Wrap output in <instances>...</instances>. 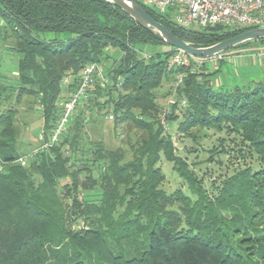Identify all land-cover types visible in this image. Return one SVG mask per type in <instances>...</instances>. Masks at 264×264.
Wrapping results in <instances>:
<instances>
[{
	"label": "trees",
	"instance_id": "obj_1",
	"mask_svg": "<svg viewBox=\"0 0 264 264\" xmlns=\"http://www.w3.org/2000/svg\"><path fill=\"white\" fill-rule=\"evenodd\" d=\"M134 1L195 46L251 28H186L174 22L173 10L161 13ZM0 21V38L10 31V49L18 55L14 84L0 82V100L8 99L2 96L9 88L16 103L34 95L45 135L62 110L57 100L63 74L79 75L92 62L109 81L101 86L96 80L68 121L83 130L88 115L104 109V116L112 113L115 121L129 120L145 131L128 144V159L99 141L80 150L79 136L62 133L22 166L13 161L22 153L16 109L1 111L0 156L6 165L0 172V264H264V79L215 86L216 70L207 62L168 69L172 47L108 0H0ZM255 42L264 39L234 48ZM161 46L163 51L153 52ZM113 49L119 50L116 59L109 55ZM177 73L184 76L167 105V124L176 122V132L194 141L195 128L218 133L226 127L247 143L249 161L213 196L160 123L164 108L155 90L174 82ZM76 85H67L69 93ZM162 156L186 190L167 194L161 187ZM205 161L212 162L213 154Z\"/></svg>",
	"mask_w": 264,
	"mask_h": 264
},
{
	"label": "rangeland",
	"instance_id": "obj_2",
	"mask_svg": "<svg viewBox=\"0 0 264 264\" xmlns=\"http://www.w3.org/2000/svg\"><path fill=\"white\" fill-rule=\"evenodd\" d=\"M0 23L2 24L1 21ZM7 34L9 35L6 40L0 38V82L9 86L14 84L15 81L14 71L17 69L18 55H16L10 49L13 44V39L12 36H10V31H8ZM56 36L59 37L62 35L55 33L47 34L48 38H55ZM257 44H259V42L251 43L245 46L252 47ZM164 49L165 47L161 46L154 49L153 52L156 53L160 50L163 51ZM148 51L151 52V47H148ZM109 53L110 57L116 59L119 54V50L113 49ZM262 62L264 63V59H262ZM215 65L219 66L220 68V72L216 74L215 77V79L218 80L220 84L221 82L224 83L226 79L228 82H230V85H244V83H247V79H252L254 77H256L254 79H261L264 75V68L262 71H259L258 69H255L257 68L256 66H245V63L239 60L232 61L230 59H225L223 61L216 62ZM254 69L257 70V72H251ZM245 76L247 78H244ZM65 77L67 78L66 82L62 81ZM244 79L247 81L244 82ZM62 80L60 81L61 93L57 100V107L59 110L61 107H63L69 95L68 90H70V87L67 88V85H76L78 83V72L73 73L71 70H68L63 74ZM171 82V80H168L167 82L164 81L163 84L155 90L156 101L160 104L161 108L164 109L167 108V105L175 99L173 82L172 84ZM5 91L6 92L3 93L2 97H4V95H8V99L6 98V100H0V112L10 107L16 109L15 124L20 131L18 147L22 152L19 153L21 156L22 154L30 152L35 146L39 144L37 135L44 126L43 110L34 95H23L19 103H16V93L10 88ZM81 102H79V105ZM102 112H105L104 109L101 111V113H95L94 111L95 114L92 113L93 117L91 118L88 115V121L86 122L83 130L79 129L78 123H76L75 120L72 122L68 121L67 123L69 125H66L63 132V137L66 135L69 138L72 136H79L80 150L86 149L87 143L90 141H99L102 142L105 148H117L125 152V159L131 158L132 154L128 144L138 140L142 135L141 133L145 131L139 127H136L134 122L129 120L115 121L114 118L107 119L105 117L106 115L104 116ZM166 126L167 132L172 137L176 153L188 159V162H190L193 166V172H195L194 174L205 186L210 196H213L217 193V191L222 187L224 180L228 178L234 170L240 168L245 164V162L249 161L247 157V143H244L240 135L237 133L226 130V127H224V130H221L218 133L204 128H195L192 131L196 137L194 141L191 138H183L179 133L176 132V122L167 124ZM222 144H224V147H222ZM219 151L220 153H218ZM212 154L214 162L205 161L207 157L211 158ZM34 155L35 153L28 157L29 162L31 157ZM219 161L222 163H217ZM27 164L28 162L26 165ZM158 165L165 176V179L163 182H161V187L166 191L167 194H170L179 188L186 190L184 179L171 169V162L167 161L162 156L158 162ZM62 183H64V181L60 182L58 187H61ZM87 194L95 197L92 191H88Z\"/></svg>",
	"mask_w": 264,
	"mask_h": 264
},
{
	"label": "built area",
	"instance_id": "obj_3",
	"mask_svg": "<svg viewBox=\"0 0 264 264\" xmlns=\"http://www.w3.org/2000/svg\"><path fill=\"white\" fill-rule=\"evenodd\" d=\"M140 3L151 7L158 12L164 13L173 10L174 22L182 27L203 28L215 25L225 27H258L264 26V0H138ZM234 49V48H233ZM255 54L264 59V42L250 47ZM172 53L168 57L167 67L171 69L176 66H189L193 64H201L207 62L215 64L223 60L226 52L217 54L212 57H195L185 53L182 50L172 48ZM232 50V49H230ZM228 50V51H230ZM146 56V55H145ZM183 73H177L173 82L175 88L181 83ZM65 77L62 81L66 82ZM99 81V85L105 86L109 81L105 75L103 68L96 62H92L84 66L79 75L78 83L75 89L69 93L61 113L52 130L45 135L41 130L37 139L39 144L34 147L30 153L22 154L13 161L20 165H26L28 157L36 153L38 150L49 148L55 144L63 133L70 116L75 111L79 102L87 101L92 85L95 81ZM168 109H163L160 116V122L167 127L166 114ZM107 119H113L112 113L105 116ZM88 119V118H87ZM6 161L0 156V172L5 169Z\"/></svg>",
	"mask_w": 264,
	"mask_h": 264
},
{
	"label": "water",
	"instance_id": "obj_4",
	"mask_svg": "<svg viewBox=\"0 0 264 264\" xmlns=\"http://www.w3.org/2000/svg\"><path fill=\"white\" fill-rule=\"evenodd\" d=\"M120 8L137 24L151 33H157L169 47L179 49L195 57H212L226 52L248 41L264 39V26L252 27L240 33L217 41L207 46H195L181 39L167 29L162 23L154 20L145 9L134 0H108Z\"/></svg>",
	"mask_w": 264,
	"mask_h": 264
},
{
	"label": "crops",
	"instance_id": "obj_5",
	"mask_svg": "<svg viewBox=\"0 0 264 264\" xmlns=\"http://www.w3.org/2000/svg\"><path fill=\"white\" fill-rule=\"evenodd\" d=\"M249 48H250L249 46H241V47L234 48V49H232L230 51H227L225 56H224V58H223V60L230 59L232 61H238V60L239 61H243L245 63V66L248 65V66L251 67L252 65H254V66L257 67L255 69H258L259 71H262V69L264 68V63L262 62V59H260L255 54V52L253 50L249 49ZM223 60H221V61H223ZM241 67H244V66H241ZM212 69L216 70V73L213 75V80H212L213 85H215V86L223 85L225 87L231 86L230 82H228L226 79H225V82L224 83L221 82V84L218 82V80L215 79L216 74H218L220 72L219 66H217L215 64H212L211 67H210V70H212ZM255 69L252 70L251 72H253V71L257 72V70H255ZM14 75H16V71H14ZM244 78H247V77L245 76ZM254 78H256V77H254ZM254 78L247 79L248 81L244 79L245 80L244 82L247 81V83H244V85H247V84H250L252 82L264 79V75H263V78H261V79H254Z\"/></svg>",
	"mask_w": 264,
	"mask_h": 264
}]
</instances>
